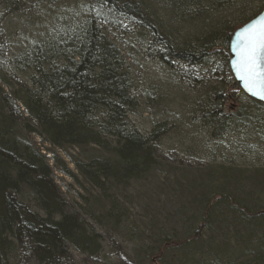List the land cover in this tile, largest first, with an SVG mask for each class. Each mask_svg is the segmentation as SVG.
Wrapping results in <instances>:
<instances>
[{"label":"rangeland","instance_id":"obj_1","mask_svg":"<svg viewBox=\"0 0 264 264\" xmlns=\"http://www.w3.org/2000/svg\"><path fill=\"white\" fill-rule=\"evenodd\" d=\"M136 1L174 48L196 52L216 46L212 54L197 66L180 60L167 65L152 37L135 28L130 34L127 21L111 22L90 0L0 4V87L11 101L5 104L0 95V119L15 120L13 126L7 121L11 127L3 134L17 142L24 159L49 169L64 214L78 222V237L62 264H264V217L250 219L241 211H264V108L248 106L240 122L221 117L211 123L208 115L215 108L236 114L244 99L219 45L226 28L239 27L262 5L226 0L194 18L178 0ZM99 17L102 33L118 45L128 66L136 101L128 127L147 136L163 125L164 134L151 144L155 165L139 178L109 176L96 186L77 165L116 164V140L56 143L24 107L32 70L14 60L60 38V30ZM218 95L225 99L214 101ZM17 199L25 210L43 215L28 186H21ZM3 239L0 264H39L28 238Z\"/></svg>","mask_w":264,"mask_h":264},{"label":"trees","instance_id":"obj_2","mask_svg":"<svg viewBox=\"0 0 264 264\" xmlns=\"http://www.w3.org/2000/svg\"><path fill=\"white\" fill-rule=\"evenodd\" d=\"M90 1L105 9L108 17L113 19L111 22L127 21L130 34H134L135 28L152 37L161 46L159 56L167 65L171 66L172 60H180L189 66L200 65L216 47H203L196 52L174 48L149 12L136 0ZM224 1L178 0V5L190 10L189 14L195 18L213 6H224L221 3ZM258 1L262 7L256 14L239 27L223 31L219 46L226 51L227 62L232 34L264 9V0ZM2 2L4 0H0V4ZM97 19L101 18H87L77 26L60 30V38L40 44L14 62H22L32 70L28 79L32 92L23 105L36 122L45 126L56 143L83 144L89 139L88 142L102 145L109 138L116 140L117 146L112 149L118 157L116 164L92 161L87 166L77 165L87 180L100 186L101 180L109 176L127 182L153 167L151 144L157 142L164 131L163 125H158L151 134L142 136L128 127L127 116L136 107L130 93L128 66L118 45L102 33ZM0 90L2 101L10 104L9 96L1 87ZM242 94L244 99L236 114L225 115L223 108H215L208 113L211 123L221 117L228 123L231 120L240 122L245 119L248 106L264 108L263 103ZM218 99L225 97L218 95L214 101ZM9 119L13 126L15 120L12 117L0 119V247L5 244L4 234L24 236L30 241L32 254L39 264H62L68 255L69 244L78 237V222L72 215L64 214L65 203L50 180L49 169L32 158L24 159L16 152L17 142H10L8 134H3L7 126L11 127L7 124ZM23 184L34 193L42 216L25 210L17 199ZM241 211L250 219L264 217V211ZM157 261L159 259L153 260Z\"/></svg>","mask_w":264,"mask_h":264},{"label":"snow or ice","instance_id":"obj_3","mask_svg":"<svg viewBox=\"0 0 264 264\" xmlns=\"http://www.w3.org/2000/svg\"><path fill=\"white\" fill-rule=\"evenodd\" d=\"M237 41L240 78L249 90L264 91V71L258 65L260 54L264 51V24L245 29L238 35Z\"/></svg>","mask_w":264,"mask_h":264},{"label":"water","instance_id":"obj_4","mask_svg":"<svg viewBox=\"0 0 264 264\" xmlns=\"http://www.w3.org/2000/svg\"><path fill=\"white\" fill-rule=\"evenodd\" d=\"M264 24V9L261 13H259L255 18L250 20L248 23L237 29L231 36L230 42H229V69L230 72L235 80V83L238 85L239 89L249 98L256 100L258 102H261L264 104V91L257 92L255 88L252 90H249L248 87H246L245 81L240 78V74L237 70V64L239 61L238 56V49L236 47L237 45V38L238 35L244 31L245 29L252 28L253 26H258ZM259 69L261 71H264V51L261 52L259 60H258Z\"/></svg>","mask_w":264,"mask_h":264}]
</instances>
